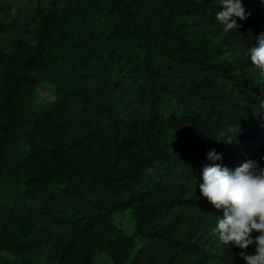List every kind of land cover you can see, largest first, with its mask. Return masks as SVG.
Wrapping results in <instances>:
<instances>
[{
    "label": "rangeland",
    "instance_id": "374dc122",
    "mask_svg": "<svg viewBox=\"0 0 264 264\" xmlns=\"http://www.w3.org/2000/svg\"><path fill=\"white\" fill-rule=\"evenodd\" d=\"M129 2L126 13L148 25V39L110 40L117 59L104 67L95 42L63 30L66 5L78 19L80 0H0V264H246L239 253L255 251L254 244L240 249L219 241L213 228L223 210L197 185L211 149L230 170L249 160L264 165V128L254 126L242 100L225 94L216 68L206 67L256 72L264 97V74L247 51L258 45L250 32L264 33V2L243 0L249 15L236 18L238 30L229 33L191 9L218 12L219 0ZM94 12L95 19L119 21L107 0ZM110 29L100 31L108 36ZM194 49L197 61L188 56ZM141 59L160 66L168 107L176 105L173 97L191 102L182 86L187 72L217 104L190 103L195 117L140 124L141 101L114 86L112 69ZM41 139L56 150L41 149ZM152 164L162 170L157 187L119 209L85 188L86 177L98 173H131L123 181L150 183ZM54 199L76 204L92 220L37 211ZM57 243L65 256L51 260L47 250Z\"/></svg>",
    "mask_w": 264,
    "mask_h": 264
},
{
    "label": "trees",
    "instance_id": "16d2710c",
    "mask_svg": "<svg viewBox=\"0 0 264 264\" xmlns=\"http://www.w3.org/2000/svg\"><path fill=\"white\" fill-rule=\"evenodd\" d=\"M107 1L117 8L118 22L110 17L103 20L94 18V8L100 3V0H80L82 12L79 18L75 19L72 6L66 5L65 11L67 12V18L63 25L64 32L68 34H79L83 36V40L95 42L94 51L104 59V61L101 62L104 67L108 65L112 66L117 59L116 54L114 55L115 51L108 47V42L110 40L113 41L115 38L120 37L124 40L144 42L148 39V31L150 30L148 25L141 22L136 17V14L132 15L126 13V8H128L130 4L129 0ZM191 9L200 12L203 16L216 22L215 16L217 12L213 11L210 7L204 5L197 9L195 5H192ZM137 24L139 25L137 26ZM106 26H110L111 28L110 35L108 36L103 35L100 31L105 29ZM256 30L257 29L251 31L249 36L255 42L257 41V37H259V33ZM121 48L122 46L118 47L119 50ZM197 52L198 50L194 49L188 56L194 55L196 58L192 60L197 61ZM206 67L208 69H213L212 67L216 68L215 70L222 81L221 88L225 94L229 96V98H233L237 101L242 100V104L246 108L247 114L250 116L254 126L259 130L264 128V114L261 111V107H264V97L261 94V86H263V83L260 81V76L253 71H244L238 74L229 73L223 66L219 65L206 64ZM112 71L115 74L113 79L114 86L117 89L123 88L125 91H132L133 95L141 101L142 107L139 113L141 115H139V120L140 124L145 126L156 124L158 119L164 120L178 118L179 116L195 117L191 109L192 104L198 107H201V105L214 107L215 104H217L207 100L202 93L200 85L194 82L188 72L182 75L181 78L184 81V84H182L185 88L184 92L190 95L192 99L190 102L191 105L180 98L173 97L171 100L175 102L176 105L170 108L163 99L166 89L158 84V79L160 77L159 65H155L154 63L150 66L145 59H141L140 62L134 61L131 63L123 61L120 63L119 67H113ZM135 85H137V87H134ZM136 110L138 111L139 108H136ZM5 130L8 135H11L13 127L7 125ZM40 147L49 152L56 150L53 144L45 139L40 140ZM204 162L208 164L211 163L208 160ZM217 163H219V161ZM148 168L150 170V183L145 181V179H138L133 182L123 181L126 177H131V173L124 176L122 174L113 175L112 177H109L106 173H98L94 176L86 177L85 188L101 200L107 198L112 208L119 209L136 196L151 192L157 187L162 170H159L153 164L148 165ZM36 209L39 212L59 210L77 219H82L83 222H90L92 220V217L84 213L79 206L66 200H59L57 202H55V199L52 201L44 200L39 203ZM47 254H49L51 260L53 258L62 259L65 256L64 248H62L60 243H57L54 251L48 249Z\"/></svg>",
    "mask_w": 264,
    "mask_h": 264
},
{
    "label": "clouds",
    "instance_id": "9594fccd",
    "mask_svg": "<svg viewBox=\"0 0 264 264\" xmlns=\"http://www.w3.org/2000/svg\"><path fill=\"white\" fill-rule=\"evenodd\" d=\"M219 5L222 10L216 13L215 20L224 33L238 30L236 18L243 21L249 15L243 0H219ZM257 41L258 45L247 50L248 59L264 74V33ZM206 158L211 163L204 166L197 186L203 197L216 209L223 210L222 218L217 217L213 234L221 243L240 249L254 244V253L241 251L239 255L246 264H264V165L249 160L230 170L217 163L222 160V154L215 149H211ZM254 232L258 233L255 237Z\"/></svg>",
    "mask_w": 264,
    "mask_h": 264
}]
</instances>
